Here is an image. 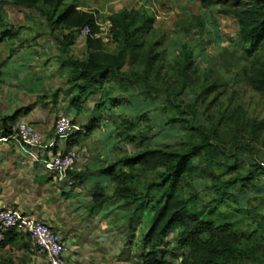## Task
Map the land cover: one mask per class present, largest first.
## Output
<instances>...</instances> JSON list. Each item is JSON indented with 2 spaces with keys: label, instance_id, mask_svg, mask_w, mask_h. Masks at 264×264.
<instances>
[{
  "label": "rangeland",
  "instance_id": "374dc122",
  "mask_svg": "<svg viewBox=\"0 0 264 264\" xmlns=\"http://www.w3.org/2000/svg\"><path fill=\"white\" fill-rule=\"evenodd\" d=\"M76 1L80 2L83 11L95 14L98 24L104 29H101V37L110 52L115 50L109 33L110 15L122 10H147L153 18L152 28L139 38L142 47L136 62L129 67L134 80L140 79L145 66L144 57L151 54L155 58L146 86L135 81L128 83L123 92L115 88L113 96L120 97L122 104L116 107L114 118L111 117L107 125L101 126L91 138L88 147L96 151L100 158L109 156L110 161H104L103 167L141 149L179 148L187 141L186 132L180 126L169 124L165 110H170V115L175 117L176 109H172V102L195 104L198 112L196 119L189 113L182 119L188 126L217 129L212 144L217 151L221 150L225 156H229L221 167L216 159L208 155L216 149L202 151L192 161L198 166L195 190L204 201L217 205L214 221L233 224L239 238L236 247L240 253L228 258V263L264 264V93L255 91L249 85L247 59H243L241 52L231 44V40L238 37L240 29L233 16L220 13L223 8L229 7L218 5L217 0L67 2L76 4ZM187 54H190L191 64L188 79L184 74ZM124 120L138 124V132L151 128L155 136L142 143L138 141L126 145L117 129V125ZM79 155L81 160V151ZM83 158L87 159L84 152ZM260 164L263 169L260 175L233 184L223 197L222 193L209 189L213 184L211 176L221 181L236 176L242 178L253 166ZM229 166L236 168L227 171ZM134 171V175L128 173L137 183L153 176L142 165L135 167ZM180 188L188 189L183 184ZM155 204L156 201L145 204L136 215L137 202L127 205L124 200L114 197L112 192L111 197L98 208L104 222L111 226L115 242L120 245L125 243L119 257L115 256L119 262L128 264L131 259L134 261L132 264H142L140 240L150 227ZM131 216L135 221V239L128 244ZM172 237L165 248L167 261H171V252L179 256L187 252L177 251Z\"/></svg>",
  "mask_w": 264,
  "mask_h": 264
},
{
  "label": "trees",
  "instance_id": "16d2710c",
  "mask_svg": "<svg viewBox=\"0 0 264 264\" xmlns=\"http://www.w3.org/2000/svg\"><path fill=\"white\" fill-rule=\"evenodd\" d=\"M67 1L12 0L0 1V6L10 4L36 11L45 19L50 30L69 31L67 37L58 40L64 53H69L73 35L88 28L90 30V35L86 37L88 57L83 61H69L73 71L66 90L67 95H73L70 105L80 113L88 95L93 94L98 86H104L103 100L98 104L99 107L104 105L105 100H110L115 106L121 105V98L113 96L116 87L123 92L128 83L139 81L146 86L148 82V72L155 60L151 54L144 57L142 78L134 80V75L129 73V67L136 62L138 51L142 47L139 38L152 28L153 18L147 10H122L110 15L109 33L115 44V50L110 52L101 37L102 30L95 14L78 10L76 4H68ZM217 4L229 7L223 8L221 14L231 15L237 20L240 31L238 37L231 40V44L241 52L243 59H247L249 85L255 91L264 93V0H217ZM5 34L14 37L9 32ZM189 61L190 54H187L184 73L186 79L189 77L188 70L191 65ZM58 96L59 93H56L53 97ZM172 103L171 107L176 109V116H171L170 110H165L168 122L180 126L186 132V142L175 149L150 147L129 153L117 162L99 169L96 174L110 178L114 184V197L124 200L127 205L137 202L136 215L145 204L156 201L152 207L150 227L140 240L143 251L142 264H167L174 261H180V264H229L227 259L240 253L236 247L239 238L233 224L229 221H214L217 205L204 201L194 186V179L198 177V166L192 161L202 151L216 149L212 140L217 129L188 126L182 117L189 113L196 119L198 116L196 105H185L183 101L181 104ZM17 115L2 120L4 136L13 133L14 126L9 127L7 123H14ZM121 123L117 125V129L126 145L136 144L138 141L142 143L155 136L151 128L138 132L136 131L138 124L128 120ZM212 151L208 155L216 159L217 165L222 167L229 156H225L221 150ZM138 165L144 166L147 172H152V178L146 177L137 183L128 172L134 175L136 173L134 168ZM261 167V164L253 166L242 178L236 176L221 181L211 176L213 184L209 189L215 193H222L223 197L233 184L260 175L263 171ZM235 168L229 166L227 171ZM182 184L188 189L180 188ZM110 197L106 190L97 189L92 195L91 204L93 207H101ZM129 220L132 222L127 232L130 238L128 244L135 237L133 216ZM171 236L176 250L187 252L180 256L171 252V261H167L168 253L165 248ZM5 243L6 240L0 246Z\"/></svg>",
  "mask_w": 264,
  "mask_h": 264
},
{
  "label": "crops",
  "instance_id": "0c3cea01",
  "mask_svg": "<svg viewBox=\"0 0 264 264\" xmlns=\"http://www.w3.org/2000/svg\"><path fill=\"white\" fill-rule=\"evenodd\" d=\"M79 3L76 1L78 10L83 11ZM6 32L14 37L6 36ZM69 34L62 29L50 30L36 11L10 4L0 6V139L8 137L3 135L2 120L21 112L14 123L7 125L28 124L48 144L54 138L57 119L66 115L79 133L69 142L59 141L54 150H41L37 159L51 160L69 148L82 152L67 181L59 183L42 162L32 158L17 142L0 141V210L9 205L18 206L61 231L68 264H123L116 258L125 243L115 242L111 226L97 211L100 207L91 204L97 189L106 190L109 196L113 192L110 178L96 174L105 165L104 161H110L109 156L100 158L88 147L99 128L114 118L117 106L110 100L98 106L104 90V86H98L88 95L80 113L71 107L73 95L66 93L73 72L69 61L85 60L88 48L86 38L75 33L69 53H64L58 40ZM56 93L59 96L54 98ZM6 263L45 264V260L33 241L16 231L0 246V264ZM132 263L129 259L128 264Z\"/></svg>",
  "mask_w": 264,
  "mask_h": 264
},
{
  "label": "built area",
  "instance_id": "2783aa9c",
  "mask_svg": "<svg viewBox=\"0 0 264 264\" xmlns=\"http://www.w3.org/2000/svg\"><path fill=\"white\" fill-rule=\"evenodd\" d=\"M79 33L86 38L90 35V30L85 28ZM1 83L0 74V86ZM77 133L79 129L73 120L69 116L62 115L56 121L54 138L48 144L43 143L40 135L32 126L21 123L14 127L11 136L1 138L0 141L17 142L32 158L42 162L44 168L51 172L59 183H64L79 162V150L66 149L63 153L56 154L51 160L37 159V156L41 150H54L59 141L69 142ZM16 231L24 233L33 241L39 253L44 257L45 264H68L65 257V239L61 231L23 212L18 206L3 207L0 210V244L9 234ZM167 264H180V261Z\"/></svg>",
  "mask_w": 264,
  "mask_h": 264
}]
</instances>
